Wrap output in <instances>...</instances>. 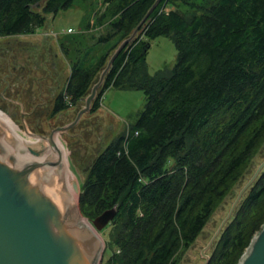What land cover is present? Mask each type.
Wrapping results in <instances>:
<instances>
[{"label": "trees", "instance_id": "obj_1", "mask_svg": "<svg viewBox=\"0 0 264 264\" xmlns=\"http://www.w3.org/2000/svg\"><path fill=\"white\" fill-rule=\"evenodd\" d=\"M156 1L103 0L93 24L60 40L71 68L65 107L89 93ZM75 2L0 0V35L36 32L49 14ZM159 36L174 39L178 58L171 70L151 74L147 57ZM110 87L143 90L148 100L81 184L80 207L90 220L118 210L105 227L111 254L102 264H179L264 145V0H161L115 59L94 111ZM263 224L264 169L213 245L209 264H239Z\"/></svg>", "mask_w": 264, "mask_h": 264}, {"label": "water", "instance_id": "obj_2", "mask_svg": "<svg viewBox=\"0 0 264 264\" xmlns=\"http://www.w3.org/2000/svg\"><path fill=\"white\" fill-rule=\"evenodd\" d=\"M160 1H156L142 22L113 50L74 121L52 130L49 136L30 133L32 138L41 141L29 145L0 118V264H102L106 244L100 232L116 217L118 210L107 209L93 220L83 216L80 184L78 179L73 180L65 173L64 152L55 139L91 111L115 59L135 39ZM46 138L52 141L57 155L47 150ZM263 169L264 160L241 187L228 214L202 250L205 264L211 260L206 250L221 234ZM239 264H264V224Z\"/></svg>", "mask_w": 264, "mask_h": 264}, {"label": "flooded vegetation", "instance_id": "obj_3", "mask_svg": "<svg viewBox=\"0 0 264 264\" xmlns=\"http://www.w3.org/2000/svg\"><path fill=\"white\" fill-rule=\"evenodd\" d=\"M64 69L55 41L41 30L0 35V118L13 122L17 137L49 136L74 121L80 106L65 107ZM97 111L92 107L78 123L58 134L67 138V154L74 164H84V171L114 140H109L115 130L112 119Z\"/></svg>", "mask_w": 264, "mask_h": 264}, {"label": "rangeland", "instance_id": "obj_4", "mask_svg": "<svg viewBox=\"0 0 264 264\" xmlns=\"http://www.w3.org/2000/svg\"><path fill=\"white\" fill-rule=\"evenodd\" d=\"M40 6L41 5H36L35 8L40 9ZM102 7L103 0H76L74 5H72L70 8L60 9L55 14H49L46 25L39 28L38 30H41L43 35L45 36H52L51 38H57V40L54 41L56 42V44H58L57 46L59 50L60 40L64 39L67 35L79 33L89 21H91V23L93 24L96 11H98ZM69 28H73L74 31L68 32ZM93 30L95 29L93 28ZM53 32L58 33L59 35L55 36ZM111 42L112 40L107 43L95 44L96 46L94 47V51L92 53H94V55H99L108 48ZM177 58L178 51L174 39L171 36H159L151 42V48L147 57L149 72L151 74H154L160 69L171 70L176 64ZM61 60L64 64L65 72H68L66 74L68 78L70 67L67 64H69V62L67 63V61H65L63 58H61ZM83 100L84 98L78 103L79 106L82 105ZM147 100L148 99L144 91L139 89H123L110 87L103 93L101 98L103 112L105 115L109 116L112 119L115 125V130L112 132V138H110L109 140L116 139L120 135L124 134L127 131L129 125L137 121L141 112L146 107ZM96 113H98V111ZM30 139L34 140L35 138ZM57 139L63 145L66 156H68L67 162L70 168L68 169L72 174H74L75 178L78 179L81 188V184L84 182L88 171L83 170L84 164H74L70 156L67 154L70 151L67 144V138L63 135H58ZM263 160L264 145L254 157L245 175L237 183V185H235L232 192L227 196V198L216 209L201 234L197 237L196 241L183 252L179 264H205V258L202 255V250L208 245L213 234L216 232L219 225L228 214L232 203L235 200L236 195L241 187L248 181V179L252 176L256 166H258ZM83 216L87 217L84 214ZM108 231L109 227L100 232V235L102 236L106 244V248L104 251L105 258H107L111 254V250L110 248H108V244L106 241V239L108 238ZM217 240L218 238H216L212 246L208 250H206L208 254H212L213 245Z\"/></svg>", "mask_w": 264, "mask_h": 264}, {"label": "bare ground", "instance_id": "obj_5", "mask_svg": "<svg viewBox=\"0 0 264 264\" xmlns=\"http://www.w3.org/2000/svg\"><path fill=\"white\" fill-rule=\"evenodd\" d=\"M0 115H1V113H0ZM2 116V115H1ZM3 118H5L6 119V117H4L3 116ZM7 120V119H6ZM8 121V126L15 132L16 131V127L12 124V123H10V121L9 120H7ZM15 134H16V132H15ZM19 139H21V140H23L24 142H26L27 144H29V145H31V144H37V143H39L41 140L40 139H38V140H32V139H30V138H21V137H18ZM47 139V138H46ZM44 139L46 142L45 143H47L48 144V147H47V150L52 154V153H54L55 155H57L56 154V148L53 146V143H51L52 141L49 139ZM43 140V141H44ZM56 141V144H57V146H58V148L60 149H62L63 150V152H64V161H65V163H64V165H65V167H66V171H65V173L69 176V177H71L73 180L75 179V176H74V174H72L71 172H70V170L68 169V160H67V156H66V153H65V150H64V147H63V145L60 143V141H58V139H57V137H56V139H55Z\"/></svg>", "mask_w": 264, "mask_h": 264}, {"label": "crops", "instance_id": "obj_6", "mask_svg": "<svg viewBox=\"0 0 264 264\" xmlns=\"http://www.w3.org/2000/svg\"><path fill=\"white\" fill-rule=\"evenodd\" d=\"M52 37V36H51ZM53 40H57V38H54L53 37ZM56 43V42H55ZM56 45H58V44H56ZM58 47V46H57ZM59 52H60V55H61V58H63L65 61H67V63L69 62L68 61V59L66 58V56H65V54L63 53V51H62V48H61V45H60V43H59ZM67 65H69V67H70V63L69 64H67ZM70 72H71V68H70ZM68 73V72H67ZM66 72H65V76L67 77V74ZM69 75H70V73H69ZM67 80H68V78H67ZM98 114L99 115H102L103 117H105V118H110L109 116H107V115H105L104 114V112H103V107H102V104H101V107L98 109ZM111 119V118H110Z\"/></svg>", "mask_w": 264, "mask_h": 264}, {"label": "built area", "instance_id": "obj_7", "mask_svg": "<svg viewBox=\"0 0 264 264\" xmlns=\"http://www.w3.org/2000/svg\"><path fill=\"white\" fill-rule=\"evenodd\" d=\"M73 31H74L73 28H69V29H68V32H73ZM53 34H54L55 36H58V35H59L58 33H54V32H53Z\"/></svg>", "mask_w": 264, "mask_h": 264}]
</instances>
